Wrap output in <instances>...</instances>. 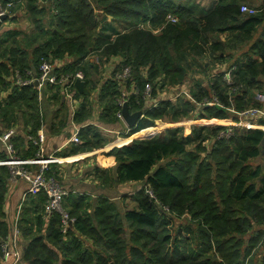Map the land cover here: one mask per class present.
<instances>
[{
	"label": "trees",
	"instance_id": "16d2710c",
	"mask_svg": "<svg viewBox=\"0 0 264 264\" xmlns=\"http://www.w3.org/2000/svg\"><path fill=\"white\" fill-rule=\"evenodd\" d=\"M10 1L0 0L4 4ZM248 1L16 0L0 24L17 20L21 10L31 18L34 29L26 33L10 28L0 33V87L12 89L0 101V134L16 128L17 134L11 138L15 155L21 159L36 156L39 147L32 138H37L46 124L43 102L39 87L18 85L16 74L24 79L29 78V72L40 75L43 60L73 58L55 71L84 72L86 86L83 93L75 94L83 99L74 121L81 124L90 119L88 94L97 84V64L86 61L92 53H97L102 66L114 57L120 58L101 86V97L107 98L101 115L105 122L120 121L116 112L122 90L114 75L126 66L132 68V77L126 83L131 92L128 104L131 112L143 110V116L130 130L122 131L123 137L154 126L159 119L226 118L233 107L239 112L264 109L255 93L259 90L264 94V1L250 5L260 9L257 14L241 12L242 4ZM169 14L179 20H168ZM118 22L126 25L123 31ZM142 24L160 30L156 33ZM245 45L248 48L233 63L239 65L233 84H228L220 71L207 85L200 80L188 87L194 101L179 96L146 105L147 82L153 85L154 98L158 89L180 86L193 70H208L209 61L200 63L203 55L211 54L212 60L223 64L233 58L227 50ZM11 75L14 83L8 80ZM47 87L54 90V101L63 107L61 86ZM215 98V105L209 106L208 100ZM254 122L264 125V116ZM67 123L63 117L52 124V129L58 133ZM225 128L193 125L189 134L182 126L166 128L152 137L135 138L104 152V166L95 169L106 185H140L123 198L121 205L106 195L93 199L70 190L64 207L74 220L67 232L62 231L59 213L46 215V193H30L22 203L19 219L22 237L27 241L25 264H264V259L254 257L255 249L264 243V129L235 126L230 137H219ZM79 137L80 143L72 142L60 154L92 151L112 141L91 123L80 128ZM211 139L210 148L206 142ZM9 158L0 141V161ZM258 158L261 162L253 165L252 160ZM107 165H115L111 168L113 175ZM49 166L48 174H55L61 181L58 171ZM27 167L37 170L40 166ZM10 176L11 167L0 164V257L2 242L11 229L4 210ZM186 214L190 223L180 224L175 230V219ZM192 241L195 249L190 248Z\"/></svg>",
	"mask_w": 264,
	"mask_h": 264
},
{
	"label": "crops",
	"instance_id": "0c3cea01",
	"mask_svg": "<svg viewBox=\"0 0 264 264\" xmlns=\"http://www.w3.org/2000/svg\"><path fill=\"white\" fill-rule=\"evenodd\" d=\"M11 18H13L12 15H11ZM14 22H17V21L13 19L11 20L9 19V20H6L3 24L11 23L10 28H15L13 27ZM148 26L146 28H150L156 33L160 30V28L153 29L150 25ZM6 27L7 26H3V30ZM124 29H122V31ZM3 30H0V31H3ZM222 38H225V37L222 36ZM112 59H116L114 61H116L117 63L120 60L119 57H114ZM73 61L74 60L72 57H65L63 60H57L55 63H57L56 65L58 67H62L65 64H69ZM8 80L13 82L14 81L13 75H11V77ZM187 80L184 83H182L180 86L182 87L191 86L192 87L194 85V84L188 85ZM103 82H101L100 85L96 84L95 89H92L90 93L88 94V101H90V105H92V107L94 108V111L92 112L91 118L81 124H78L74 121V115L76 111L78 110V106L80 105V102L83 99L82 96L80 97L75 96L78 90L72 91L74 94L73 100H70L66 96L65 92H63L62 89L60 90L62 99L65 102L64 106L62 107L61 104H57L53 99L54 90L52 91L48 89L47 86H45L42 89V98H41L43 102L42 110H43V115L46 121V124H45L46 141L44 143L45 156H53V161L50 163V165L52 168H55V170L58 171V174L61 178L62 183L69 190H73L76 193H85L91 196L93 199L98 197V195L100 194L106 195L112 198L113 200L117 201V203L121 205L123 202V198L125 196H130L132 194V184L133 183L126 182L123 184H119V183L113 182L112 184L109 183L108 185H106L104 178L101 177L100 173L97 172L95 168L104 166L105 164V160L103 156L104 152H108L115 146H122V145L128 144L133 139L142 138L143 136L135 137V135H137L139 132L141 133V131H139V132L134 133L130 137H123L122 131L128 130L126 123H124L121 120L118 122L109 123L101 119V115L107 104L106 96L104 98L101 97V86ZM174 87H179V85L172 86V88ZM168 89H165L163 92L158 94V96L156 97H162V98L167 97L168 94L166 92ZM11 91H12L11 88L5 89L3 87H0V101L3 98H5ZM63 117L67 118L68 125L64 129L59 131L58 133H55V131L52 129V126H53L52 124L54 122H58ZM89 123L95 124L96 126H98L99 129L102 131L103 135L109 139H112V141L108 142L106 146L99 148V149L92 150V151L81 152V153L72 154V155L60 154V152L64 151L66 148H68L72 144L71 138L76 128L77 127L81 128L82 126L89 124ZM150 129L151 128L148 127L144 129L143 131L145 130L150 131ZM15 130H16L15 134H17V129L15 128ZM116 138H118V140L115 142L114 140ZM4 161L5 160H1L0 164H6ZM113 166L107 165L108 171L109 172L111 171V174H112L111 168ZM10 182L11 183H9L8 192L6 195L5 207H4V210L6 213V220L8 221L9 224H11L10 222L13 220V218L16 219L19 206L28 200L27 197L30 194V192H28L29 183L24 178H18L17 181H10ZM135 184H137L138 187L140 185L139 183H135ZM129 200L130 199H128L127 201ZM48 219L49 218L47 217V220ZM19 243L21 244L19 245L20 248H22V245H26L25 244L26 239L22 237V233L18 236V244Z\"/></svg>",
	"mask_w": 264,
	"mask_h": 264
},
{
	"label": "built area",
	"instance_id": "2783aa9c",
	"mask_svg": "<svg viewBox=\"0 0 264 264\" xmlns=\"http://www.w3.org/2000/svg\"><path fill=\"white\" fill-rule=\"evenodd\" d=\"M16 3V0H12L7 4L0 2V22L3 21L2 16L9 15L11 13V7ZM260 11L257 7L249 6L248 4H242L241 12L249 13V14H257ZM168 20L177 22L179 18L176 15L169 14ZM57 63L51 62L48 60H43L40 65V75L32 76L29 72V78H22L19 72L16 74V83L18 85H27L32 84L37 79L39 81V97L42 98V89L47 86V84L60 85L63 92H65L66 96L73 100L74 94L73 90H77L75 87V81L77 79L84 80L85 74L82 70H79L75 73H62L58 74L55 71V68L58 67ZM237 69V66L230 68L226 73H224V80L228 84H233V74ZM132 77V68L130 66H126L123 70L117 71L114 75V78L119 82L121 87V94L117 98L118 110L116 112L117 118L124 123L123 116V106L125 102H129L130 93L126 88V83ZM85 81V80H84ZM175 91L172 100H176L179 96H185L186 98L194 101V97L192 96L188 87H174ZM236 88H234V91ZM134 93H138L139 90L134 86ZM153 93V85L151 82H147L144 88V97L148 100L157 102L163 98H152ZM166 98V97H165ZM215 101L217 99L215 98ZM157 104V103H155ZM154 104V105H155ZM209 105V103L207 102ZM258 115L257 118L264 116V109L260 108H250L244 112H241V115L245 114ZM249 124H243L246 127H263L256 122L248 121ZM127 124V123H126ZM128 127V125H127ZM131 127L127 129L130 130ZM263 129V128H262ZM127 130V131H128ZM144 130V129H143ZM141 130V132L143 131ZM80 127H77L74 131V134L71 138V141L74 143H80L81 139L79 137ZM233 128L231 130H227L223 135L219 137H230L233 134ZM16 133L15 128H10L5 132L0 134V141L4 144L7 153L10 155V158L5 160L4 162L11 167V176L10 181H17L18 178H24L29 183L28 192L36 193L40 191H44L47 195V201L45 204V212L49 217L54 213H59L62 217V231L67 232L70 224L73 222L74 218H72L69 212L64 207V199L69 194L70 190L65 188L60 180L57 178L55 174H48L49 165L53 161V156H45V148L44 143L46 141L45 134V125H43L42 129H40L37 138H31L38 145L39 149L36 153V156L28 159H21L15 155L14 143L11 141L12 136ZM28 164H38L40 167L37 170L28 168ZM151 196H154L150 189L147 190ZM22 212V205L19 206L16 219L14 222L12 237L6 238L5 241L2 242V255L0 259V264H19L22 260V251L18 244V236L21 234V230L19 227V219Z\"/></svg>",
	"mask_w": 264,
	"mask_h": 264
},
{
	"label": "rangeland",
	"instance_id": "374dc122",
	"mask_svg": "<svg viewBox=\"0 0 264 264\" xmlns=\"http://www.w3.org/2000/svg\"><path fill=\"white\" fill-rule=\"evenodd\" d=\"M253 1V2H251ZM262 0H249L248 1V5L250 6L251 4L253 5H256L258 6L260 4ZM251 2V3H249ZM46 3V2H45ZM43 4V3H42ZM205 4H209V1ZM47 12L49 10V4H47ZM49 18H50V14L47 15L46 19H45V22L46 24H48V21H49ZM17 22H14L13 23V27L17 28V30H21V31H24L26 33H31L34 29V25L31 21V18L26 15V12L24 11H21L19 10L18 11V17H17ZM3 26H7L5 29H8L11 27V23H7V24H0V30H3ZM47 26V25H46ZM117 26H119L120 29H124L126 27L125 24L123 23H117ZM141 26L143 27H147L146 25L142 24ZM149 27V26H148ZM13 28V29H15ZM4 29V30H5ZM0 33H2V31H0ZM224 37L226 36L225 34L223 35ZM249 45H245L237 50H227V52H232L233 54V58L231 60H227L225 63H220L219 61H216V60H212V57H211V54H206V55H203L201 57V62L200 63H204V62H207L209 61L210 62V65L208 67V70L204 69V68H198V69H195L193 70L187 77V82H188V85L189 84H195L197 81H203V84L207 85L210 81V78L212 75H214V73H219L220 71H223L224 73H226L230 68L234 67V66H237V68L239 67V65L235 64L233 65V63L237 60L236 58L239 56H241V54L248 48ZM88 61H92L93 63L97 64V67H96V71L94 72V77H95V80L97 81V84H101V82H103L106 78L110 77L112 74H113V71L115 69V66L117 64L116 59H111L108 63L104 64L103 66L100 65L98 63V55L97 53H92L88 58H87ZM168 89V88H166ZM162 89H158L157 91V94L159 92V94L163 91H161ZM166 92V91H165ZM168 96L166 98H173L172 96H174V93L175 91L173 89H168L167 92ZM255 93L257 94V101L259 100L260 103L263 105L264 104V94L261 93L259 90H255ZM158 98V97H157ZM159 98H162V97H159ZM165 98V97H164ZM159 100L157 102H154V101H151V100H148L146 105L147 106H150L151 104H155V103H158ZM208 103H209V106L212 104V105H215L216 101L215 99H209L208 100ZM220 105V104H219ZM90 108L92 109V112L94 111V108L92 107V105H90ZM143 111V110H142ZM241 112H239L236 108H231L228 112V116L226 118H211V119H198V118H195L194 116L192 117H188V118H182L181 120H178L176 122H173V121H170V118H167L168 120H162V119H159L157 121H159L160 123L159 124H155L154 126H151L149 128V130H145V131H142L141 133L139 132L136 136H143V137H151V136H154L155 134H157L158 132H161L162 130L166 129V128H175V127H179V126H182V127H185V134H189L190 131H191V127L193 125H208V126H214V125H222V126H225L226 128L221 130V133L220 135H223L224 132H226L227 130H231L233 127L235 126H243V124H249L248 121H252L254 123V121H256L257 119H260L259 117L257 118L256 116L258 115H252V114H245V115H241L240 114ZM156 121V122H157ZM246 127V126H244ZM158 128V130H154ZM248 128V127H247ZM249 128H263L264 129V125L263 127H249ZM232 135V134H231ZM225 137V136H224ZM118 140V138H116L114 141L116 142ZM213 139H211L210 141H207L206 142V145L208 147L211 148V144H212V141ZM113 141V142H114ZM264 143V142H263ZM209 149V148H208ZM259 162H261V158H258L256 160H252V164L253 165H256L258 164ZM60 180V179H59ZM61 184L67 188L63 183L62 181H60ZM9 183H11L9 181ZM11 185V184H10ZM8 187H9V184H8ZM138 185L133 183L132 184V192L135 191L137 189ZM68 189V188H67ZM14 221H15V218H13V220L10 222V226H11V229H10V232H9V235H8V238L12 237V233H13V227H14ZM191 221V218L189 215H183L181 218H176L175 219V230H177L178 226L181 224H189ZM249 239V234L248 235H245L244 236V240H245V244L247 243V240ZM193 240V239H192ZM192 245L190 244V248H194L195 249V242L192 241ZM27 244V241L26 243ZM19 245H21L19 243ZM20 247V246H19ZM21 251H22V256L24 254V249H25V245H22V248H20ZM254 257H256L258 260L260 259L261 261L264 259V243L261 244L260 247L256 248L255 251H254ZM1 259V258H0ZM23 259V257H22ZM260 261V262H261ZM22 262V260H21ZM20 264V262H19ZM22 264H25V261L23 259V262Z\"/></svg>",
	"mask_w": 264,
	"mask_h": 264
},
{
	"label": "water",
	"instance_id": "95a60500",
	"mask_svg": "<svg viewBox=\"0 0 264 264\" xmlns=\"http://www.w3.org/2000/svg\"><path fill=\"white\" fill-rule=\"evenodd\" d=\"M7 17H8V15H4V16H2V19L5 20ZM36 77H37V75H36ZM32 84L38 86L39 81L36 79L35 82ZM85 86H86V82L84 80L77 79L75 81V87L77 88L78 92L83 93L85 90ZM122 111H123L124 120L127 123L128 127H134L137 124V122L139 121V119L143 116L142 110L131 112L128 102L124 103ZM156 123L159 124L160 122L157 121ZM263 142H264V139H263Z\"/></svg>",
	"mask_w": 264,
	"mask_h": 264
}]
</instances>
